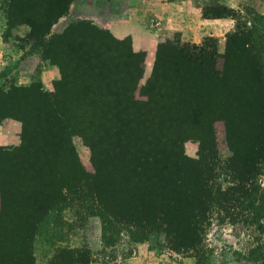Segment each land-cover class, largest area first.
Wrapping results in <instances>:
<instances>
[{
    "label": "rangeland",
    "instance_id": "obj_1",
    "mask_svg": "<svg viewBox=\"0 0 264 264\" xmlns=\"http://www.w3.org/2000/svg\"><path fill=\"white\" fill-rule=\"evenodd\" d=\"M188 1L207 21L196 19L198 34H194V16L190 15L185 30L192 39L175 36L172 46L177 53L213 59L211 67L221 73L223 82L219 88L215 83L218 91L213 89L211 94L220 93V85L239 86L252 79L243 52L245 42L264 75V0ZM216 1L229 11L221 21L212 22L215 19L202 16L201 6ZM45 4L46 0H0V91L33 83L54 94L57 82L45 90L39 80L44 65L53 61L61 64L66 76L59 87L62 105H57L62 119L47 112L52 111L49 105L30 93L0 97L2 114L20 118L26 131L20 133L16 145L5 146L0 153V194H4L2 212L0 200V264H63L64 252L71 253L74 264L264 263V228L245 224L239 215L248 214L241 208L230 212L238 215L233 219L218 206L212 208L199 232L196 257L173 251L168 236L154 225L126 222L101 210L91 178L95 168L103 172V180L110 175L116 181L122 178L124 172L116 167L121 160L118 153L135 149L126 137L127 130L162 131L170 138L177 133L181 142H168L170 152L181 150L195 159L198 142L190 133H203L209 124L220 160L224 162L234 150L228 147L223 121L210 120L206 114L197 122L185 119L199 108L212 111L213 104L206 98L196 108L192 98L183 94L184 88L178 87L181 77H175L172 68L181 59L162 50L155 61L156 50L134 53L129 41L116 43L90 18L89 7L77 5L76 0L54 22L44 21ZM193 8L190 13H195ZM13 17L21 19L19 25L9 26ZM148 82L154 86L152 103L143 90ZM111 97L127 104L133 98L138 104L130 103L133 112L126 113L123 104L115 109L108 105ZM258 170L257 185L263 188L264 159ZM226 180L221 174L215 185L224 188ZM115 189L117 197L124 194L120 186Z\"/></svg>",
    "mask_w": 264,
    "mask_h": 264
},
{
    "label": "trees",
    "instance_id": "obj_2",
    "mask_svg": "<svg viewBox=\"0 0 264 264\" xmlns=\"http://www.w3.org/2000/svg\"><path fill=\"white\" fill-rule=\"evenodd\" d=\"M8 1L12 3L13 0ZM70 1L46 0L41 19L54 22L65 14ZM201 10L202 16L206 19L223 18L229 11L218 1L204 2ZM20 16L23 14L21 13ZM12 19L16 21L12 20L9 26L19 25L21 22L20 18ZM246 38L247 35L244 36V39ZM113 40L116 43L129 41V39L116 40L115 38ZM172 44V42L159 44L155 61H158V55L162 50H167L172 57L181 59L172 68L174 76L181 77L178 87L184 88L183 94L192 98L196 108H199L201 103L207 102L206 98L213 104L212 111L205 113L202 108H199L197 112L187 115L185 119L197 122L201 115L206 114L210 120L223 121L228 147L234 150L232 156L224 162L220 160L215 147V134L209 124L208 130L203 133L202 131L195 133L194 130L190 133L198 142L195 159L186 157L181 150H178V153L170 152L168 142L172 141L174 145H179L181 142V135L177 133L170 138L162 131L138 129L129 132L127 130L126 137L135 145V149L130 147V150L126 148L125 152L118 153L121 160L116 167H119L124 175L117 181L110 178L111 175L103 180V172L95 168V174L91 178L92 191L95 201L103 212L122 218L126 222L154 225L168 236V242L173 251L191 253L196 257L200 243L199 232L209 221L214 206H218L229 219L238 216L237 213L230 212L241 208L248 214L239 215L245 218V224L256 223L261 231L264 228L261 224H264V187L257 185L258 168L264 159V75L257 68L254 57L249 53V43L245 42L243 52L250 62L252 79L239 86L220 85L221 92L211 94L213 89L218 91L221 81L219 75L221 73H217L213 66L211 67V62L214 63L213 59L204 55L198 57L190 53H177ZM51 64L59 68L61 78L56 81L58 88L55 89L54 94L42 91L40 85L32 83L27 87H11L8 90H2L0 97L7 99L12 93H30L39 101L49 105L52 111L47 112L62 119L63 116L59 113L57 105L58 103L62 105V93L59 87H62L66 76L60 63L53 61ZM156 70L155 65L152 77ZM143 90L147 96V102L152 103L154 86L148 82ZM130 103L138 104L133 98L128 104L127 101H120V99L117 102L116 97L108 98V105L111 108L115 109L119 107V104H123L124 108H121L126 113L133 112ZM7 118L20 121L21 134L24 133V122L11 114L3 115L0 102V122ZM148 126L149 124L144 128ZM143 141H147L148 145ZM21 143H24V138L23 141L21 138ZM4 151L3 147H0V153ZM221 174L227 179L225 181L227 185L224 188L215 185V181ZM63 186L68 188V185L61 187ZM117 186H120L124 192L119 197L116 195ZM3 196L4 194H0L1 212L4 205ZM253 204L257 206L250 212ZM28 224L33 225L30 221ZM257 249H252L249 256ZM70 254V252H64L63 264H74Z\"/></svg>",
    "mask_w": 264,
    "mask_h": 264
},
{
    "label": "crops",
    "instance_id": "obj_3",
    "mask_svg": "<svg viewBox=\"0 0 264 264\" xmlns=\"http://www.w3.org/2000/svg\"><path fill=\"white\" fill-rule=\"evenodd\" d=\"M76 4L89 7V16L94 23L116 40L129 39L134 53L153 54L159 44L173 42L175 36L180 40L192 39L185 30L190 15L194 16V34H198L196 19L207 21L201 19L200 10L188 0H76ZM190 8L195 13H190ZM59 79V68L46 63L39 77L45 90H48V84L52 86ZM20 133V122L9 118L2 120L0 147L16 145Z\"/></svg>",
    "mask_w": 264,
    "mask_h": 264
}]
</instances>
